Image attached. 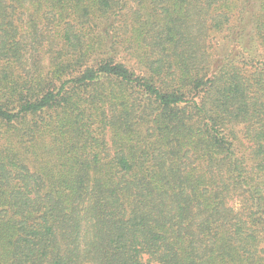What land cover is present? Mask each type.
I'll use <instances>...</instances> for the list:
<instances>
[{"label":"trees","instance_id":"trees-1","mask_svg":"<svg viewBox=\"0 0 264 264\" xmlns=\"http://www.w3.org/2000/svg\"><path fill=\"white\" fill-rule=\"evenodd\" d=\"M0 264H264V0H0Z\"/></svg>","mask_w":264,"mask_h":264}]
</instances>
